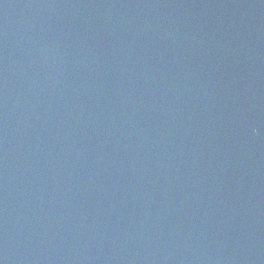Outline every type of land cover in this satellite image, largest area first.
Here are the masks:
<instances>
[{
	"label": "water",
	"instance_id": "water-1",
	"mask_svg": "<svg viewBox=\"0 0 264 264\" xmlns=\"http://www.w3.org/2000/svg\"><path fill=\"white\" fill-rule=\"evenodd\" d=\"M0 264H264V0H0Z\"/></svg>",
	"mask_w": 264,
	"mask_h": 264
}]
</instances>
